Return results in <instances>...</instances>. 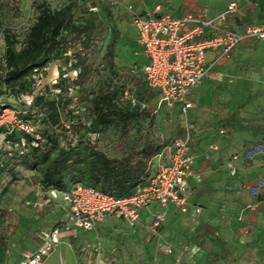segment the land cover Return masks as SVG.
I'll return each mask as SVG.
<instances>
[{
	"label": "rangeland",
	"instance_id": "rangeland-1",
	"mask_svg": "<svg viewBox=\"0 0 264 264\" xmlns=\"http://www.w3.org/2000/svg\"><path fill=\"white\" fill-rule=\"evenodd\" d=\"M230 1L233 0H0V66H6V34L13 47L22 50L43 12H66L77 25L93 21L102 28L103 35L91 53L95 66L119 87L118 102L137 114L125 137L120 128L113 126L90 133L91 139L107 152L119 154L121 145L129 149L146 137L169 142L183 134L188 125L192 131L197 164L190 184L202 211L173 216L156 235L146 228L130 226L122 218L105 217L83 243L74 241V264H264V177L257 176L250 183L237 170L232 173L231 168L221 171L218 167L221 159L235 154L245 161L264 154L257 149L264 145V42L244 45L231 53L216 78L198 85L193 108L185 115L179 105H160L148 85L142 72L144 52L131 17L133 10L152 12L158 5L168 13L190 11L198 5L218 11ZM235 1L240 9L234 18L240 25L264 26V0ZM110 37L117 39L113 67L102 59ZM73 50L70 46L65 53L50 56L40 65L42 71L37 78L28 74L10 85L0 79V107L8 103L23 105L45 89L54 91V83L62 73L74 76L77 68ZM97 78L87 86L97 88ZM72 95L75 99L63 107V117L91 120V104L81 98L82 92L73 88ZM33 101L34 98L29 110ZM34 110L38 118L30 122L34 130L40 131L42 111L37 106ZM14 148L24 146L17 142ZM252 149L255 150L245 156ZM205 162L210 163L209 170L204 168ZM21 168L27 171L18 172L17 178L24 184L20 187L17 184L21 181H15L5 195L3 188L12 173L6 172L0 178L1 230L19 213L13 201L24 192L18 194L17 190L24 191L26 186L42 188L34 170L19 164L15 171ZM49 202H36L34 206L44 211ZM21 205L30 203L23 200ZM60 264L66 262L61 259Z\"/></svg>",
	"mask_w": 264,
	"mask_h": 264
},
{
	"label": "built area",
	"instance_id": "built-area-1",
	"mask_svg": "<svg viewBox=\"0 0 264 264\" xmlns=\"http://www.w3.org/2000/svg\"><path fill=\"white\" fill-rule=\"evenodd\" d=\"M238 9V2L233 0L215 15H210L207 8L173 15L164 12L159 5L149 13L131 11L137 39L146 58L142 72L148 85L158 91L160 105H179L187 115L193 107L194 88L205 78L218 76L216 67L229 58L236 45L264 39L263 25L248 23L242 29L226 26L228 17ZM210 51L214 52L212 59L208 56ZM41 71V66L37 65L31 75L37 78ZM74 73L77 75L78 69ZM33 98L23 105L3 104L0 107V148L10 146L9 135L15 130L32 133L35 138L32 144H39L42 134L33 129L30 119L22 117L28 113ZM81 122L86 123L78 117L64 118L62 114L61 124L70 138L78 137L72 127ZM192 142L188 125L183 134L172 138L153 156L149 175L128 193L116 194L82 182L71 183L60 190L66 204L63 224L51 227L44 234L41 245L25 253L22 264H51L46 258L60 242L62 228L91 230L105 217L115 216L130 226L146 228L156 235L167 220L170 204L183 214L200 213L202 205L193 200L190 184L195 164ZM20 145H26L25 138ZM257 149L264 153V145ZM253 150H247L245 156ZM239 157V154L233 156L234 159ZM231 172H236L235 166L231 167ZM145 213L149 214V221L144 220Z\"/></svg>",
	"mask_w": 264,
	"mask_h": 264
},
{
	"label": "trees",
	"instance_id": "trees-1",
	"mask_svg": "<svg viewBox=\"0 0 264 264\" xmlns=\"http://www.w3.org/2000/svg\"><path fill=\"white\" fill-rule=\"evenodd\" d=\"M102 35L98 24L88 21L77 25L66 12H43L26 47L20 51L13 47L9 34H6V66H0V79L6 85L31 74L33 67L45 63L52 55L65 53L70 46L74 48L72 57L78 73L75 76L62 73L54 83V91L45 89L35 95L33 106L24 118L36 120L34 107L40 108L42 115L38 124L42 130H36L42 134V139L34 145L32 133L13 131L9 135L10 149L0 148V178L9 172L12 173L9 182L14 180L18 176L15 167L21 164L34 170L38 174L37 181L46 188L63 190L71 183L82 182L125 194L149 175L153 156L167 141L146 137L129 149L123 144L119 154H112L90 137L92 131L107 126L120 128L121 136L125 137L137 116L118 102L119 87L95 66L91 53L96 50ZM116 41V37H110L102 55L109 67L114 66ZM96 77L98 87L89 88L87 85ZM73 88H78L82 92L81 98L91 104V120L72 127V132L78 134L76 139L70 138L61 124L63 107L74 101ZM22 138H25L26 145L23 149H15V144H21Z\"/></svg>",
	"mask_w": 264,
	"mask_h": 264
},
{
	"label": "crops",
	"instance_id": "crops-1",
	"mask_svg": "<svg viewBox=\"0 0 264 264\" xmlns=\"http://www.w3.org/2000/svg\"><path fill=\"white\" fill-rule=\"evenodd\" d=\"M194 1L203 2L208 0H194ZM202 9H204V5L194 6L188 10L200 11ZM223 9L214 11L208 8V12L210 15H215L220 11H222ZM239 9L233 15L228 17L226 21V26L234 29H242L246 25V24L240 25L237 19L234 18V16L238 15ZM149 12L150 11H145L143 13H149ZM183 13L185 12L172 13V14L181 15ZM262 42H264V39L256 38L245 43H240L233 48L231 53H233L237 48L241 46L244 45L255 46ZM208 56L209 59H212V57L214 56V52L210 51ZM141 57L145 61L146 58L144 53L141 55ZM227 59H225L222 63H220L216 67L218 71L222 72L223 67L227 63ZM208 79H212V78H205L202 82ZM197 87L198 86H196L192 91L191 99L193 100V103H194ZM153 90L156 93V97H158L159 100L160 95L158 91H156L155 89ZM192 151L195 154L193 145H192ZM245 160L246 159L244 157H240L238 159H234L233 157L223 158L219 161L220 163H218V167L222 171L227 169L230 170L232 166H235L237 173L240 174V176H246L247 178H249L251 180L250 183H254V179L257 176L264 177V154H257L249 161H245ZM196 164H197V158L195 154L194 172L196 171ZM210 167H211L210 163L205 162L204 168L209 170ZM23 169L24 168L17 169L16 174L18 172L24 173L27 171ZM29 172H31L32 174L33 171H29ZM15 181L17 182L21 181V183L17 184L20 185V187L24 184V181L22 179L18 180V178H15L10 182L8 181L5 185L6 188L3 190L2 194L4 193L5 195L6 192L12 189L16 185ZM30 182L31 181L28 180V183ZM26 187L28 189H25L24 191L20 189L17 190L18 194H21L22 192H24V194L22 195V197H17L16 199L14 198L13 201L14 205L17 207L19 211V213L18 212L16 213L15 221H13V223H9V225H5L2 230L0 229V264H21V261L25 257V253L27 251L37 249L43 242L44 234L51 227L62 225L63 221L65 220L66 204L64 203L61 197L60 190L52 189V188L48 189L46 187H43L42 184H41L42 188L31 187V186L30 187L26 186ZM50 194L52 197L50 196ZM192 198L194 201H196L194 199V195L192 196ZM23 200H25V202L27 203H30V205H21ZM36 202L37 204L39 203L44 204V202H49V203H47L43 211V209L41 210L40 208L34 206ZM37 210L38 211L40 210L42 212L40 213ZM178 214H183V213L179 212L175 205L170 204L168 209L167 220L164 223L163 227L170 218ZM149 219H150L149 214L145 213L144 220L149 221ZM90 231L93 230L92 229L84 230L76 227H72L70 229L62 228L60 242L57 243L55 251L52 252L50 255H48L46 260L51 264H60V260L63 259L66 262V264H74L76 261L74 241L78 242L79 244L83 243V241L90 235Z\"/></svg>",
	"mask_w": 264,
	"mask_h": 264
}]
</instances>
